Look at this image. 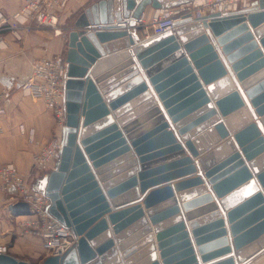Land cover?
Masks as SVG:
<instances>
[{
	"label": "water",
	"instance_id": "95a60500",
	"mask_svg": "<svg viewBox=\"0 0 264 264\" xmlns=\"http://www.w3.org/2000/svg\"><path fill=\"white\" fill-rule=\"evenodd\" d=\"M188 2L99 0L74 21L60 158L33 188L76 244L42 264H264V0L139 38L146 7Z\"/></svg>",
	"mask_w": 264,
	"mask_h": 264
},
{
	"label": "built area",
	"instance_id": "2783aa9c",
	"mask_svg": "<svg viewBox=\"0 0 264 264\" xmlns=\"http://www.w3.org/2000/svg\"><path fill=\"white\" fill-rule=\"evenodd\" d=\"M71 0H20V6L12 13L0 10V49H5V34H11L15 40H21L23 34L34 28H55L57 14L64 11ZM256 0H189L188 3L173 8L155 9L149 20L142 14L135 21V28L141 32V39L147 40L166 31L173 30L175 23L187 14L192 18L213 13H232L249 8ZM94 29V27L92 28ZM96 29H100L97 26ZM67 64L64 56L42 57L36 59L30 69V75L20 87L24 97L39 99L51 113L54 126H65V84ZM6 88H0V118L6 115L4 102ZM18 130L26 135L27 142L37 151L33 155L35 167L54 164L60 158L61 139L53 137L46 143L35 139L34 129ZM0 193L9 195L11 203L24 202L30 214L21 216L19 223L24 233L42 241L45 252L51 256H61L76 244V237L66 227L52 218L47 211L48 198L35 190L29 177L22 175L12 163L0 164ZM10 193V194H9ZM6 253L0 245V254Z\"/></svg>",
	"mask_w": 264,
	"mask_h": 264
},
{
	"label": "crops",
	"instance_id": "0c3cea01",
	"mask_svg": "<svg viewBox=\"0 0 264 264\" xmlns=\"http://www.w3.org/2000/svg\"><path fill=\"white\" fill-rule=\"evenodd\" d=\"M97 1L99 0H71L68 7L57 14L60 30L56 32L50 31L49 28H34L31 32L23 34L21 40H15L11 34L4 35L7 47L0 49V88H6L7 95L4 102L6 115L0 118V164H14L22 175L29 177L33 187L37 180L54 168V164L45 167L34 166L33 155L37 149L27 142L26 135L19 132L18 126L22 124L25 129H34L35 139L41 143H46L53 137H60L61 130L55 128L53 117L44 104L39 99L24 97L20 87L29 77L31 65L36 59L65 56L67 38L61 34V30L71 31L80 13ZM20 4V0H0V10L9 14ZM154 10L149 6L146 7L143 13L146 20L150 19ZM137 33L141 39V32L137 30ZM206 129L207 127L203 128L201 133ZM196 134L195 132L193 135ZM222 141L224 140L220 142ZM197 170H199L198 166ZM195 174L191 177H195ZM140 197L141 200L137 203L142 205L143 196ZM175 197L179 201L177 192ZM12 204L9 195L0 193V245L5 247L6 254L18 260L29 264H42L46 259L42 241L24 233L23 227L19 224L23 220L22 217L13 215L9 210ZM111 209L112 212L117 210L112 206ZM150 226L153 228L152 225ZM152 234L155 235L153 231ZM156 253L158 256L159 252ZM157 260L161 263L159 256Z\"/></svg>",
	"mask_w": 264,
	"mask_h": 264
},
{
	"label": "rangeland",
	"instance_id": "374dc122",
	"mask_svg": "<svg viewBox=\"0 0 264 264\" xmlns=\"http://www.w3.org/2000/svg\"><path fill=\"white\" fill-rule=\"evenodd\" d=\"M59 28L60 27L58 25V20H57L56 25H55V28H53V29L52 28H49V30L52 31V32H56V31L60 30ZM61 34H63L64 37L67 38L68 30L67 29L66 30L65 29H62L61 30ZM60 56H62V55H60ZM44 255L46 256V258L47 257H51V255H49L47 252H44Z\"/></svg>",
	"mask_w": 264,
	"mask_h": 264
}]
</instances>
